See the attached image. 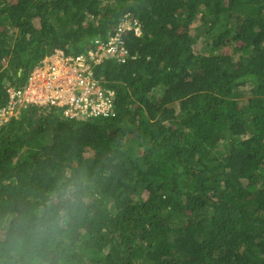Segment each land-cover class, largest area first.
<instances>
[{
	"label": "trees",
	"instance_id": "obj_1",
	"mask_svg": "<svg viewBox=\"0 0 264 264\" xmlns=\"http://www.w3.org/2000/svg\"><path fill=\"white\" fill-rule=\"evenodd\" d=\"M126 15L114 118L0 129V264H264V0H0V107Z\"/></svg>",
	"mask_w": 264,
	"mask_h": 264
},
{
	"label": "built area",
	"instance_id": "obj_2",
	"mask_svg": "<svg viewBox=\"0 0 264 264\" xmlns=\"http://www.w3.org/2000/svg\"><path fill=\"white\" fill-rule=\"evenodd\" d=\"M142 36L136 20L126 15L106 39L98 38L82 55H66L57 50L41 60L27 76L23 87L10 86L7 102L0 107V129L24 110H62L63 116L80 122L116 116V93L96 77V69L105 61L126 64L131 56L125 36Z\"/></svg>",
	"mask_w": 264,
	"mask_h": 264
},
{
	"label": "rangeland",
	"instance_id": "obj_3",
	"mask_svg": "<svg viewBox=\"0 0 264 264\" xmlns=\"http://www.w3.org/2000/svg\"><path fill=\"white\" fill-rule=\"evenodd\" d=\"M201 28H203L201 21H200V17H198L197 19H195L192 24L190 25V28L188 29L190 31V33H192L193 35H200L201 32ZM203 49V43L199 42V44L196 47V52H200ZM222 52V51H221ZM224 54H228L230 53V51L228 49L223 50ZM238 59V57H236ZM242 93H245V96L241 97V102H245L248 98H249V94L252 93V89L250 87L242 89Z\"/></svg>",
	"mask_w": 264,
	"mask_h": 264
}]
</instances>
